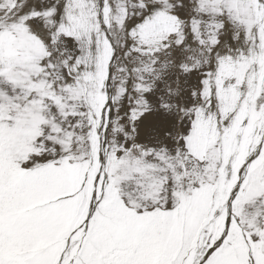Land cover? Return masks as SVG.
Masks as SVG:
<instances>
[{"label": "snow or ice", "instance_id": "obj_1", "mask_svg": "<svg viewBox=\"0 0 264 264\" xmlns=\"http://www.w3.org/2000/svg\"><path fill=\"white\" fill-rule=\"evenodd\" d=\"M0 264H264V0H0Z\"/></svg>", "mask_w": 264, "mask_h": 264}]
</instances>
